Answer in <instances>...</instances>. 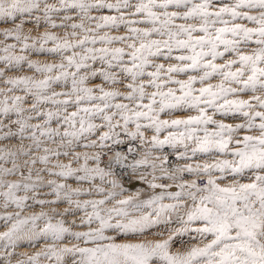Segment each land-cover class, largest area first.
Listing matches in <instances>:
<instances>
[{"label": "snow or ice", "instance_id": "1", "mask_svg": "<svg viewBox=\"0 0 264 264\" xmlns=\"http://www.w3.org/2000/svg\"><path fill=\"white\" fill-rule=\"evenodd\" d=\"M0 36V264H264V0H0Z\"/></svg>", "mask_w": 264, "mask_h": 264}, {"label": "bare ground", "instance_id": "2", "mask_svg": "<svg viewBox=\"0 0 264 264\" xmlns=\"http://www.w3.org/2000/svg\"><path fill=\"white\" fill-rule=\"evenodd\" d=\"M30 28V27H29ZM27 30H29L28 28H26ZM25 29V30H26ZM40 31L42 32V31H44V29L43 28H41L40 29ZM58 34H61L62 35V31L61 30H55ZM26 32H28V31H26ZM33 35V34H32ZM3 40V37L1 36L0 37V41H2ZM8 43H14V41H8ZM17 50H19V49H17ZM19 52V51H18ZM3 53H0V55H2ZM32 59H43L44 57L43 56H40V57H36V56H32L31 57ZM0 66H2V65H0ZM16 75H33V73L31 72V71H29L28 70V68H27V66L25 65L24 66V68H23V70L21 71V72H18V73H16ZM0 87H4L3 86V84H0ZM59 90V89H58ZM18 94H21V93H18ZM0 98H2V97H0ZM33 122H35V121H33ZM18 143V141H11V142H9V141H0V147H13V145H15V144H17ZM25 143H27V141L25 142ZM78 151H84V149H77ZM166 151H169V149H167L166 148ZM62 160H63V162H67V160H65L63 157L61 158ZM7 166H11L10 164L9 165H7ZM40 167H42L41 165H39V164H37L36 165V168H40ZM25 174H26V170H25ZM45 175V179H49V178H53L54 179V177H48L46 174H44ZM19 177H10L9 179H18ZM73 186H75V184H73ZM141 185L139 184V183H137L136 185H135V187H133V188H131V190L132 191H135L136 190V188H139ZM44 191H47V189H44ZM20 195H23V193H19ZM50 198V197H49ZM29 204H31L32 203V201L30 200L29 202H28ZM63 207H66V205H61L60 206V209L59 210H62L63 209ZM44 211H49V209L48 208H45V209H43ZM4 210L3 209H0V213H2ZM9 211H11V209H9ZM41 211V208L39 207V206H35V207H33V208H30V211L27 213V212H25L24 214H30V213H32V212H40ZM50 214H51V212H50ZM69 219H71V218H69ZM4 229L2 228V227H0V231H3ZM78 230H82V229H78ZM22 250H25V249H20V251H22ZM38 250V249H37Z\"/></svg>", "mask_w": 264, "mask_h": 264}, {"label": "rangeland", "instance_id": "3", "mask_svg": "<svg viewBox=\"0 0 264 264\" xmlns=\"http://www.w3.org/2000/svg\"><path fill=\"white\" fill-rule=\"evenodd\" d=\"M29 27H31V25L26 26V28H28V29H29ZM26 28H25V29H26ZM26 31H28V30L26 29L25 32H26ZM32 34H33V35H36L37 33H36L35 31H33ZM0 37H1V36H0ZM18 51H19V50H17V52H18ZM165 151H166V149H165ZM29 211H30V209H27V210H26L27 213H28ZM149 238H151V237H149ZM25 250H26V249H25ZM25 250H22V251H25ZM173 250H175V247L173 248Z\"/></svg>", "mask_w": 264, "mask_h": 264}]
</instances>
